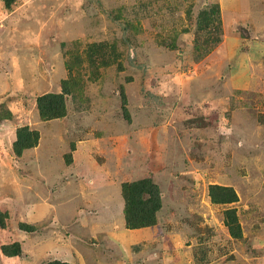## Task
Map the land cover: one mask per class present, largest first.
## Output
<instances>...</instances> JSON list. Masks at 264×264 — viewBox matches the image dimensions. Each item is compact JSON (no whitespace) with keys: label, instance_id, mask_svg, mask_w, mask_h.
<instances>
[{"label":"rangeland","instance_id":"374dc122","mask_svg":"<svg viewBox=\"0 0 264 264\" xmlns=\"http://www.w3.org/2000/svg\"><path fill=\"white\" fill-rule=\"evenodd\" d=\"M44 93L63 115H39ZM145 177L163 202L138 251L108 232ZM0 216L21 245L0 264H264V0H0Z\"/></svg>","mask_w":264,"mask_h":264},{"label":"trees","instance_id":"16d2710c","mask_svg":"<svg viewBox=\"0 0 264 264\" xmlns=\"http://www.w3.org/2000/svg\"><path fill=\"white\" fill-rule=\"evenodd\" d=\"M6 5H10L13 0H4ZM213 7L204 8L199 11L198 21L207 19L215 24V36H211L214 41H219L220 17L214 13ZM213 25V24H212ZM39 115L44 119H50L63 115L65 112V98L63 93H44L36 99ZM17 139L14 142V150L20 152L21 149L34 144L37 134L26 127L20 128L16 132ZM121 195L124 199L123 213L125 227L134 229L157 223V214L162 207L163 199L157 184L151 178H139L121 184ZM209 195L215 203L227 204L237 200V194L231 186L211 184ZM0 216V225H3ZM224 224L227 225L231 235L238 237L241 235L238 216L235 208H228L224 211ZM22 229L31 230L30 225L20 224ZM0 251L6 256L20 255L21 245L18 242L0 245ZM44 264H73L67 261L51 260Z\"/></svg>","mask_w":264,"mask_h":264},{"label":"crops","instance_id":"0c3cea01","mask_svg":"<svg viewBox=\"0 0 264 264\" xmlns=\"http://www.w3.org/2000/svg\"><path fill=\"white\" fill-rule=\"evenodd\" d=\"M121 197H122V195H121ZM123 206H124V201L122 203V207H121L120 213L118 215V216H120V224L119 225L114 224V222H112L113 218H110V225H112V226L109 228L110 231L108 233L110 235H113V237H119L118 241L115 240V241L119 242L117 245H120V244H122V245L127 244L128 245V244H130V241H132L133 248L136 247L139 251V248H140L139 243H142L143 241H146V242L151 241L150 235H148V233H149L148 231H150L151 229H154L153 227L155 225H150V226L141 227V228H134V229H130V228L125 227ZM126 235H130L131 237H128ZM160 236L162 238L163 235H159V237ZM109 237L111 238V236H109ZM139 239H141V240L138 241ZM135 251H136V249H135Z\"/></svg>","mask_w":264,"mask_h":264}]
</instances>
